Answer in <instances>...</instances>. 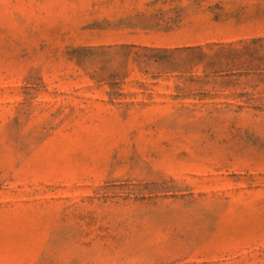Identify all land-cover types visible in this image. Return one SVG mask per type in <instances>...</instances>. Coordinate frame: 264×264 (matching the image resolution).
Here are the masks:
<instances>
[{"label":"rangeland","instance_id":"374dc122","mask_svg":"<svg viewBox=\"0 0 264 264\" xmlns=\"http://www.w3.org/2000/svg\"><path fill=\"white\" fill-rule=\"evenodd\" d=\"M0 264H264V0H0Z\"/></svg>","mask_w":264,"mask_h":264}]
</instances>
